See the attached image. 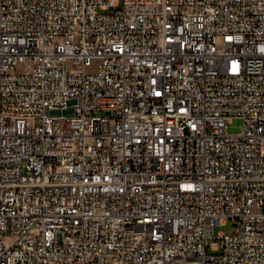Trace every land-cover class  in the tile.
Instances as JSON below:
<instances>
[{
  "label": "built area",
  "instance_id": "obj_1",
  "mask_svg": "<svg viewBox=\"0 0 264 264\" xmlns=\"http://www.w3.org/2000/svg\"><path fill=\"white\" fill-rule=\"evenodd\" d=\"M0 264H264V0H0Z\"/></svg>",
  "mask_w": 264,
  "mask_h": 264
},
{
  "label": "rangeland",
  "instance_id": "obj_2",
  "mask_svg": "<svg viewBox=\"0 0 264 264\" xmlns=\"http://www.w3.org/2000/svg\"><path fill=\"white\" fill-rule=\"evenodd\" d=\"M91 69L95 70V66ZM242 128V119L238 116H233L228 124L227 130L229 133H239ZM236 220H226L224 224L217 225L214 229V234L219 233L231 234L236 230Z\"/></svg>",
  "mask_w": 264,
  "mask_h": 264
}]
</instances>
